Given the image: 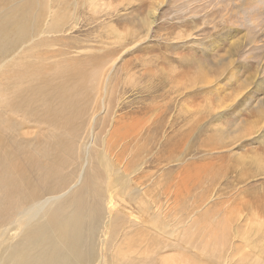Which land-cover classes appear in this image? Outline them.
Listing matches in <instances>:
<instances>
[{
  "label": "rangeland",
  "instance_id": "374dc122",
  "mask_svg": "<svg viewBox=\"0 0 264 264\" xmlns=\"http://www.w3.org/2000/svg\"><path fill=\"white\" fill-rule=\"evenodd\" d=\"M17 1L0 0V60L12 57L31 26L43 25V33L35 41L41 46L32 44L35 50L24 64L30 62L21 65L24 73L13 60L0 71L3 96L16 101L20 83L14 81H46L53 113L40 106L27 117L42 112L54 125L51 131L38 127L43 131L37 134L42 146L49 143L54 151L51 172L77 176L70 193L80 189L87 174L94 175V152L90 148L89 161L78 159L79 143L62 129L76 126L78 113L90 105L89 73L102 71L105 86L113 90L115 115L138 122L128 132L127 153L146 175L137 186L155 195L154 231L163 224L169 230L176 227L171 242L166 238L174 246L161 252L156 245V258L172 254L183 264H264V1L251 11L244 9V0ZM13 8L16 14L3 15ZM37 103L35 99L32 105ZM103 114L98 108L94 132ZM27 128L30 137L37 130L32 124ZM96 180L101 182L100 175ZM135 186L129 196L141 203ZM131 215L146 219L138 212ZM140 228H132L133 233L142 236ZM186 240L192 245H185ZM150 249L132 254L131 264H139ZM222 254V261L212 263V257Z\"/></svg>",
  "mask_w": 264,
  "mask_h": 264
},
{
  "label": "bare ground",
  "instance_id": "6f19581e",
  "mask_svg": "<svg viewBox=\"0 0 264 264\" xmlns=\"http://www.w3.org/2000/svg\"><path fill=\"white\" fill-rule=\"evenodd\" d=\"M21 1L24 0H18L17 3ZM261 1L244 0V9L251 11ZM15 5H17L16 2ZM250 7L251 9H249ZM45 8L49 12L48 2ZM17 11L14 8L8 9L3 12L5 13L3 15H14ZM26 13V10L22 11V14ZM260 13L264 14V10H261ZM254 16L251 19L252 23H255ZM42 26H31L28 37L15 48L12 57L0 60V71L13 60L12 65L18 66L23 72L24 67L21 65L24 64L25 59L31 57L28 52L35 50L34 47L41 46V42L35 41L42 36ZM228 29L230 28L224 27V30ZM235 30H237L236 27H233L232 31ZM188 37L194 36L189 33ZM222 37L219 41L223 40ZM28 45L29 47L24 50ZM29 62L30 60H28ZM28 63L26 62V64ZM39 69L42 71L41 67ZM99 72V74L89 73L92 74L91 78H88L90 81L86 87L91 94V98L89 95L87 96L90 101L89 107L83 112L80 111V114L78 113L80 119L76 126H73L72 130L70 129L71 131L67 132L62 129L64 132L70 133L72 138L74 137L72 141L79 143L76 145L75 151L77 153L78 149V155L76 154L78 159L86 158V161H89L91 158L90 148L94 152V156H92L94 175L83 176L80 189L78 188L74 193H70L72 192L70 190L77 183V176H73L77 179L72 178L73 172L68 177L58 169L60 173L58 171L51 172L52 166H49V158H52L54 151L49 143L47 147H43L42 135L38 136L37 134L41 129L38 127L42 125L47 126L50 131L54 130V125L48 123L42 114V112L53 113L48 105L50 90L47 88L46 81H36L26 85H22L25 80L14 81V83H20L14 92V95L17 96L16 101L13 97L6 95L5 98L3 96V82H0V264H131L132 254H135L136 251L141 252L144 249V252H148L147 250L150 249V246L147 247L148 243L154 246L153 248L151 246L152 249H150L152 253L141 258L139 264H183V259L172 254L156 258L158 255L155 250L156 245L159 246L161 252L168 249L166 247L174 246L173 243L168 244L166 238L168 237L171 242L170 239L171 236H174L176 227L173 228V231L167 229L169 225L163 224L158 233L154 231L158 213L153 209L156 202V199L153 198L155 195L152 190L146 191L145 188L137 186L141 185V180L146 175H142L140 166L134 165V161L128 157L127 153L130 136L128 132L135 128L138 122L135 120L126 122L121 116L115 115L116 112L111 108L112 87L105 86L106 78H103L102 71ZM27 75L29 76L31 73H27ZM84 85L81 83V88ZM84 98L87 100L85 96ZM35 99L39 103L32 105ZM39 107L42 112L33 113L36 118H31V114L30 118L27 117L28 111L37 110ZM60 108L56 110L60 111ZM98 108H103L104 114L98 121V132H94V118L98 114ZM63 109L61 108V110ZM256 121L260 122V119L258 118ZM30 124L37 129L31 137L28 133L29 128H27ZM97 139L101 141L100 145H96ZM50 145L52 146L51 143ZM56 145L53 143L54 148ZM95 146L100 147L99 150H96L97 152L94 149ZM109 150L113 153L108 152ZM73 154L75 155V153ZM53 159L56 158L53 156ZM27 167L31 168L30 170L34 174L31 175L32 171L29 172ZM99 175L101 182L96 180ZM135 184V190L140 194L141 203L137 200V196L131 198L129 196L133 192L131 186ZM116 188H119L118 193L121 200L118 207L113 201L117 194ZM66 196L69 197L64 199ZM124 198L125 200L122 201ZM102 207H105L108 212V214L105 213V217L102 216ZM133 212L141 213L146 219H142V221L132 219ZM134 227H138V229L143 227L145 233H142L141 228L142 236L138 233L139 231L133 233L132 228ZM129 233L133 237L129 236ZM144 234L145 237H143ZM174 238L176 239V237ZM158 240H161L162 243L159 244ZM180 241L184 243L183 239ZM185 243L188 246L192 245L188 240ZM224 256L225 254L214 256L211 261L212 263L220 262Z\"/></svg>",
  "mask_w": 264,
  "mask_h": 264
}]
</instances>
